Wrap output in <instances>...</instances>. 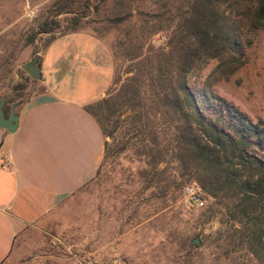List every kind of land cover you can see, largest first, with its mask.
I'll return each instance as SVG.
<instances>
[{
    "label": "trees",
    "instance_id": "trees-1",
    "mask_svg": "<svg viewBox=\"0 0 264 264\" xmlns=\"http://www.w3.org/2000/svg\"><path fill=\"white\" fill-rule=\"evenodd\" d=\"M136 1L54 0L25 45L46 35L43 51L85 28L99 39L113 33L111 86L83 107L109 138L92 179L100 182L108 168L121 170L126 161L129 168L120 173L126 185L140 187L137 199L151 190L162 216L192 184L203 201L202 221L219 215L225 225L217 233L216 256L230 264H264V122L188 85L212 60L218 63L214 73L225 78L244 64L243 29L264 30V0H187L185 9L174 7L173 0H142L146 8L140 9ZM172 8L178 13L174 27L155 46ZM60 16L67 17L66 24ZM29 80L35 81L23 71L10 80L8 93L0 92L5 115L11 105L25 102ZM132 197L126 195L127 207ZM175 234L176 249L164 264H191L198 246L186 229Z\"/></svg>",
    "mask_w": 264,
    "mask_h": 264
},
{
    "label": "rangeland",
    "instance_id": "rangeland-1",
    "mask_svg": "<svg viewBox=\"0 0 264 264\" xmlns=\"http://www.w3.org/2000/svg\"><path fill=\"white\" fill-rule=\"evenodd\" d=\"M53 1L0 0V92L8 93V83L19 79L22 66L44 52L40 49L46 35L39 36L34 45L25 44L27 37L45 19ZM186 1L173 0L174 7L182 4L185 9ZM135 6L146 8L142 0L136 1ZM171 10L164 21V31L153 39L155 46H161L174 27L178 13L175 8ZM59 20L62 25L66 24L67 17L60 16ZM243 30L244 64L225 78L221 73H214L218 63L212 60L189 79L188 85L197 93L207 91L224 99L254 122H264V30ZM83 32L92 34L88 28ZM55 35H59V31ZM102 40L110 47L114 34ZM41 84L42 79L29 80L23 101L40 93ZM11 138L12 134L0 129V156L6 154ZM121 163L124 169L129 168L126 161L121 160ZM122 169L108 168L105 179L90 180L43 221L27 226L16 236L12 252L2 264H164L169 250L176 249L171 244L175 232L182 229L190 232L192 239L200 241L193 251L191 264H230L216 256L217 233L225 227L219 215L203 222L198 211L201 207L183 193L162 216L158 213L160 201L150 197L151 190L137 199L140 187L126 185L125 175H120ZM126 195L136 198L128 207V203H123Z\"/></svg>",
    "mask_w": 264,
    "mask_h": 264
},
{
    "label": "crops",
    "instance_id": "crops-1",
    "mask_svg": "<svg viewBox=\"0 0 264 264\" xmlns=\"http://www.w3.org/2000/svg\"><path fill=\"white\" fill-rule=\"evenodd\" d=\"M43 91L18 108V126L0 156V264L16 236L38 224L95 176L104 152L100 127L84 106L112 81V56L102 39L74 33L41 55ZM101 82V83H100Z\"/></svg>",
    "mask_w": 264,
    "mask_h": 264
},
{
    "label": "water",
    "instance_id": "water-1",
    "mask_svg": "<svg viewBox=\"0 0 264 264\" xmlns=\"http://www.w3.org/2000/svg\"><path fill=\"white\" fill-rule=\"evenodd\" d=\"M36 55V52L34 53ZM22 70L33 80H40L41 77V58L32 57L30 61L22 66ZM105 95H103L104 97ZM6 98L0 100V129L5 130L9 134H13L18 126V115L16 114L15 105H11L8 111V114L4 113V105ZM106 141H109V138L106 137ZM194 245H199L200 241L194 239Z\"/></svg>",
    "mask_w": 264,
    "mask_h": 264
},
{
    "label": "built area",
    "instance_id": "built-area-1",
    "mask_svg": "<svg viewBox=\"0 0 264 264\" xmlns=\"http://www.w3.org/2000/svg\"><path fill=\"white\" fill-rule=\"evenodd\" d=\"M8 166H9L8 163H0V167H2V168H6ZM198 192H199L198 188L194 185L186 186L183 189V193L189 199V201H191L192 203H194L198 206H201L203 204V201L198 196Z\"/></svg>",
    "mask_w": 264,
    "mask_h": 264
}]
</instances>
